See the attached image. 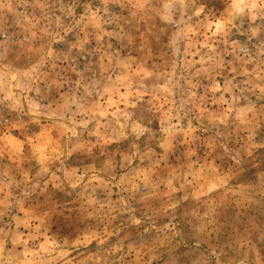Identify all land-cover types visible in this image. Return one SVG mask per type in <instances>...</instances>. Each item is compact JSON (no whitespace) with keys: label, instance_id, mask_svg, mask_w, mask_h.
<instances>
[{"label":"rangeland","instance_id":"374dc122","mask_svg":"<svg viewBox=\"0 0 264 264\" xmlns=\"http://www.w3.org/2000/svg\"><path fill=\"white\" fill-rule=\"evenodd\" d=\"M0 264H264V0H0Z\"/></svg>","mask_w":264,"mask_h":264}]
</instances>
